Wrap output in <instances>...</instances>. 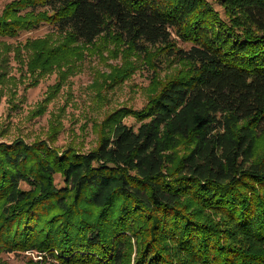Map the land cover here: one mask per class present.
<instances>
[{
  "label": "trees",
  "instance_id": "trees-1",
  "mask_svg": "<svg viewBox=\"0 0 264 264\" xmlns=\"http://www.w3.org/2000/svg\"><path fill=\"white\" fill-rule=\"evenodd\" d=\"M12 0L0 36L29 39L42 72L100 49L126 63L98 86L166 56L142 108L99 123L91 150L53 135L0 141V254L29 264H264V0ZM54 41V42H56ZM153 49V50H152ZM133 116L140 124L130 125ZM55 133V132H54ZM60 174L64 185L56 179Z\"/></svg>",
  "mask_w": 264,
  "mask_h": 264
},
{
  "label": "rangeland",
  "instance_id": "rangeland-1",
  "mask_svg": "<svg viewBox=\"0 0 264 264\" xmlns=\"http://www.w3.org/2000/svg\"><path fill=\"white\" fill-rule=\"evenodd\" d=\"M10 1L0 0V9ZM210 1L222 9L219 0ZM51 27L45 23L16 37L0 36V141L22 137L31 143L53 135L57 146L72 143L91 150L99 143L98 125L109 112L123 105L142 108L154 78H164L181 66L159 54L157 67L147 64L143 57L133 56L135 72L123 82L101 90L98 83L103 75L126 63L123 51L112 49L116 42L110 39L107 47L111 49L102 51L98 40L91 50H85L82 60L75 59V71L68 66L45 72L35 70L24 44L29 39L47 37L53 44L59 43L56 40L61 37ZM125 120L135 127L140 124L133 116ZM56 179L60 186L64 185L60 174ZM30 258L39 259L37 253L5 252L0 254V264H29Z\"/></svg>",
  "mask_w": 264,
  "mask_h": 264
}]
</instances>
